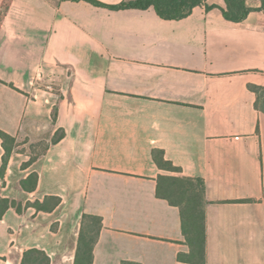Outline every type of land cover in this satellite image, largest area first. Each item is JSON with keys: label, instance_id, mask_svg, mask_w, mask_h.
Instances as JSON below:
<instances>
[{"label": "crops", "instance_id": "0c3cea01", "mask_svg": "<svg viewBox=\"0 0 264 264\" xmlns=\"http://www.w3.org/2000/svg\"><path fill=\"white\" fill-rule=\"evenodd\" d=\"M207 5L216 7L169 21L154 8L9 1L0 109L10 120L3 131L20 145L0 198L61 202L51 212L6 211L1 263L21 264L36 248L51 264H74L89 214L104 225L94 264H184L179 210L156 195L159 175H178L157 167L152 153L162 151L181 176L205 181L206 264H264V113L250 89L264 88V12L233 23L224 0ZM58 130L65 137L51 145ZM41 141L49 148L24 169ZM3 153L0 140V167ZM33 172L37 188L26 192L20 182Z\"/></svg>", "mask_w": 264, "mask_h": 264}, {"label": "trees", "instance_id": "16d2710c", "mask_svg": "<svg viewBox=\"0 0 264 264\" xmlns=\"http://www.w3.org/2000/svg\"><path fill=\"white\" fill-rule=\"evenodd\" d=\"M61 1H84L95 7L106 8L111 11L129 9L148 10L154 8L160 18L169 21L185 19L189 17L197 7L205 5L207 10L216 7L214 5H207L208 0H125L117 5H106L98 0ZM260 1L261 7L259 9H254L247 5L248 0H224L225 8H222L221 11L227 21L241 23L255 10L264 12V0ZM250 89L257 96L255 107L257 110L264 113V88L250 86ZM53 119L56 121V111L53 114ZM64 137L65 131L58 130L50 144L56 145ZM0 140L4 150L1 159L0 177L4 180L9 161L20 144L17 143L15 137L3 130H0ZM50 144L46 146L44 152L49 148ZM41 156L33 157L30 155V160L23 164V168L26 169L30 167ZM152 156L159 169L178 174L159 175L156 180L157 197L167 201L171 206L179 210L181 230L188 251L179 253L177 255V260L184 264H206V211L211 202L206 195L205 181L202 178L181 176V168L175 166L171 161L166 160L162 151H154ZM38 179L39 175L33 172L25 180L20 182V188L26 192H33L37 188ZM60 202L61 200L57 197L47 196L43 202H27L26 206L23 207V205L16 200L0 198V220H2L4 214L10 208H13L18 214H22L24 209L28 207H33L38 212H51ZM103 228L102 217L89 214L83 215L74 264H94V251ZM21 264H51V259L44 251L33 248L24 251ZM121 264L140 263L125 260L122 261Z\"/></svg>", "mask_w": 264, "mask_h": 264}, {"label": "rangeland", "instance_id": "374dc122", "mask_svg": "<svg viewBox=\"0 0 264 264\" xmlns=\"http://www.w3.org/2000/svg\"><path fill=\"white\" fill-rule=\"evenodd\" d=\"M9 1L10 0H0V25L3 21L4 16H5ZM9 123H10V120L8 119V117L6 115V112L1 111V109H0V128L3 130V128H6L9 125ZM47 145H48V143L46 141H41V142L32 144L31 146L28 147L31 151V153H29V154L32 155L33 157H39L43 154ZM17 202L22 204L23 207L26 206V204H27V202L25 203L24 200H18ZM2 230L3 229H1V227H0V243H1V245H3V242H5V237H6V234L3 233ZM15 260H16V254L13 257V261H15ZM0 264H3V263L0 262Z\"/></svg>", "mask_w": 264, "mask_h": 264}]
</instances>
